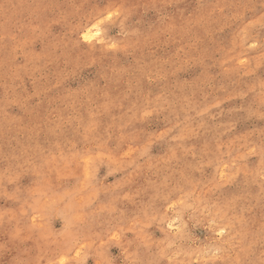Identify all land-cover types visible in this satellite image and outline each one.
Segmentation results:
<instances>
[{
  "label": "rangeland",
  "instance_id": "rangeland-1",
  "mask_svg": "<svg viewBox=\"0 0 264 264\" xmlns=\"http://www.w3.org/2000/svg\"><path fill=\"white\" fill-rule=\"evenodd\" d=\"M0 264H264V0H0Z\"/></svg>",
  "mask_w": 264,
  "mask_h": 264
},
{
  "label": "bare ground",
  "instance_id": "bare-ground-1",
  "mask_svg": "<svg viewBox=\"0 0 264 264\" xmlns=\"http://www.w3.org/2000/svg\"><path fill=\"white\" fill-rule=\"evenodd\" d=\"M99 23H100V22H99ZM89 29H90V28H89ZM93 31H94V30H92V31H91V30H86V31L84 32V34H83L84 39H87V40H88V39H89V40L92 39V35H93L92 33H93ZM95 32L97 33L98 30H96ZM99 33H100V32H99Z\"/></svg>",
  "mask_w": 264,
  "mask_h": 264
}]
</instances>
